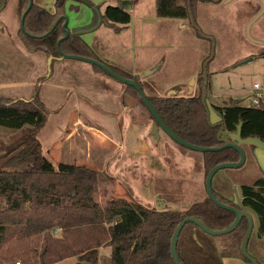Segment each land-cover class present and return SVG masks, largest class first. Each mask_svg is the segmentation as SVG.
I'll list each match as a JSON object with an SVG mask.
<instances>
[{
	"label": "trees",
	"instance_id": "16d2710c",
	"mask_svg": "<svg viewBox=\"0 0 264 264\" xmlns=\"http://www.w3.org/2000/svg\"><path fill=\"white\" fill-rule=\"evenodd\" d=\"M32 1L24 18V32L18 31V39L27 52L59 57L56 43L63 36V17L67 12H76L77 7H67V0H52L51 10H48L44 6L45 0ZM220 2L222 0H155V16L158 19H190L194 24L198 3ZM27 6L28 0H17L19 18ZM102 18L104 22L118 24L116 30L119 31L130 23V15L120 7H105ZM58 19L56 27L48 33ZM59 50L64 55L96 60L115 74L135 81L141 89L136 77L95 58L80 36H69L60 43ZM92 67L96 73L108 76L98 67ZM198 81L199 92L195 96H145L161 121L179 138L195 146L219 147L222 145L217 140L220 127L208 125L201 103V74ZM38 94L39 86L36 85L29 100L0 97V127L21 131V138L8 149V154L21 151L17 165L23 168L20 171H0V250L21 259L20 262L27 261L26 257L34 254L33 259H38L39 264H59L67 258H74L73 264H100L98 250L106 245L110 248L108 264H174L170 256V239L185 217L199 219L214 231L224 230L232 224L234 214L215 206L207 197L182 212L148 209L126 199H110L99 204L96 201L98 172L74 164L60 165L55 170L42 155L37 134L44 127L47 114ZM125 94L141 105L153 121L134 88L125 85ZM212 108L221 116L225 135L235 132L240 123L242 139L258 137L264 141V108L243 106L236 99H231L226 106ZM238 159V153L232 149L202 153L204 176L214 166L234 163ZM219 175L218 171L212 179V193L219 202L227 205L217 192H223L225 188L228 196L232 194L231 186L223 178L216 186L214 181ZM240 205L255 213L258 218L257 236H264V179L240 186ZM188 225L194 228L188 231ZM246 228L247 221L242 219L229 236L238 238L240 245ZM54 230L59 231L62 237L80 231L87 237L82 238L76 248L65 247L67 253L50 260L56 241L52 235ZM193 230L203 233L193 224H186L179 234L176 254L180 264H221L207 243L204 245L201 238L192 237ZM250 241L251 237L248 244ZM40 242L43 245L36 252ZM18 247L20 253L16 252ZM239 256L248 263L240 252ZM253 258L258 264H264V259ZM0 260L7 264L9 258L0 256Z\"/></svg>",
	"mask_w": 264,
	"mask_h": 264
},
{
	"label": "crops",
	"instance_id": "0c3cea01",
	"mask_svg": "<svg viewBox=\"0 0 264 264\" xmlns=\"http://www.w3.org/2000/svg\"><path fill=\"white\" fill-rule=\"evenodd\" d=\"M103 1L98 0L94 5H98ZM106 1L108 0H105L103 4ZM118 1L123 8L122 0ZM236 1L222 0L218 4L198 3L195 21L200 28L203 25L206 28V20L200 15L202 11H210L211 13L208 15L216 19L215 15H218L219 11L228 5H233ZM2 2L3 7L0 10V95L13 99H28L33 94L34 87L39 83V98L47 111L45 125L49 124L48 114L53 118L57 115V118L65 120L64 129L62 130L54 125L58 130L54 128L53 131L58 132V137L63 138L60 144H56L55 147L53 145L50 150L44 149V153L41 152L55 170L60 165L74 164L88 167L100 175L103 174L101 180H98L96 195L98 198L102 196L100 200L104 199L105 201L126 199L148 209L159 208L164 211L182 212L193 203L206 199L205 191H202L203 195L199 199H192V201L187 200L190 196H186V194L180 195L178 198L173 193L171 186L164 184L165 189H162V185L159 183L160 180L183 179L172 173L167 161L168 156L179 152L188 161L187 170L189 172L186 173L187 176L184 180H194L191 171L194 170L195 165H198L196 181H198V191H200L199 184L205 181L202 154L197 156L193 152L179 150L162 131L158 134V139L154 140L153 135L150 133L152 120L146 117L138 104H134L130 100L125 94V85L120 84V82L96 73L90 66L73 61L65 62L64 59L59 57L52 59L50 71H48L47 61L49 57L40 52H27L18 39L20 18L17 14V0H0V5ZM137 2L135 12L133 7H131V11H127L130 15L128 26L118 33L110 29L112 33L120 35V33L128 30L150 31L164 27L166 19H158L155 16V0H149L148 5L151 7L145 9L144 16L140 13V8L143 4L146 5L147 0H137ZM66 6L75 5L67 2ZM79 9L77 7L76 12H68L67 27L70 31L85 28L92 22V12L89 9H80L78 14ZM69 19L72 21L71 25H69ZM177 26L184 27V23L179 22ZM208 34L210 33L208 32ZM83 41L93 51V45L85 39ZM120 62L117 61V67H112L116 69L123 68ZM146 68L148 67L139 68L138 73ZM126 74L136 77L138 81L136 71L126 72ZM177 85L179 84L171 83L168 87L167 92L170 96L172 92L179 94V96L184 93L190 94L195 89L194 82L189 84L188 88L178 87L173 90V86ZM155 87L157 86L154 84ZM151 96L163 97L158 94ZM93 138H99L101 143L103 142L102 145L104 146L102 147H105L103 157H95L91 153H86L84 159L76 163L70 155L64 153V150H60V147L65 145H67L66 148L70 152L72 149L77 150L75 148L77 142L90 144V140ZM67 149L65 150L67 151ZM69 159L73 163L68 164ZM228 173L224 172L220 175L230 184L232 179L231 176H228ZM235 194H237V199L240 200V193L238 194L235 190ZM246 211L253 220V230L250 236L252 239L247 246V251L256 259L263 260V249L260 251L251 250L252 247L264 241V236H257L258 218L250 209L247 208ZM69 235H71L69 237H72V234ZM95 236L96 234H94ZM192 237L203 240V236L195 230L192 231ZM66 238H68V235ZM62 243L64 245L66 241ZM235 243L234 237H231L229 242L223 245L225 251L213 253L215 257H218L221 264H249L240 258L235 250ZM78 245L79 243H71L69 246L76 248ZM103 246L106 245L99 248V255L103 249L105 251L104 255H110V248ZM70 260L72 264L75 261L74 258Z\"/></svg>",
	"mask_w": 264,
	"mask_h": 264
},
{
	"label": "rangeland",
	"instance_id": "374dc122",
	"mask_svg": "<svg viewBox=\"0 0 264 264\" xmlns=\"http://www.w3.org/2000/svg\"><path fill=\"white\" fill-rule=\"evenodd\" d=\"M88 1L94 4L98 0ZM104 1L98 5H95L98 6L101 14H103L106 6L120 7L125 12L131 11V7H133L134 12L137 10V0H122L123 8L120 6V2L118 0H108L105 4H103ZM67 2L77 6L78 9H88L78 0H67ZM148 2L149 0H147L146 5L143 4L140 8V13L143 16L145 9L151 7L148 5ZM80 9L78 14L80 13ZM209 13L211 12L202 11L200 13V15L206 20V28L205 25H203L201 27L202 29L196 21H194L193 24L190 19H185L183 21L177 19H166L164 21L166 22L164 27L159 30H128L126 32L124 31L120 33V35H115V33H118L117 31H119V29L116 30L117 26L119 25L102 22L95 31L83 34L80 37L93 45L92 52L94 57L104 64L110 67H117V61H121L120 64L123 68H121L122 70H119L122 73H130L133 70L136 71L138 75V82L144 95L151 96L158 94L164 97L169 95L167 89L171 83L179 84L177 86H173V90H176L178 87H189V84L194 82L195 89L192 91V93H184L182 96H195L199 92L198 80L200 78V74L202 73L203 67L206 64V99L210 105L223 107L226 106L231 99H236L239 100L243 106H245L248 104V101H246L245 98L248 95L252 84L256 81L263 80L264 46L257 44L254 41H260L264 43V2L260 0H237L235 3H233V5H228L219 11V14L215 15L216 19H214L212 16H209ZM68 15L69 14H67V17ZM71 22V19H69V25L72 24ZM179 22L184 23V27L177 26ZM110 29L115 33H112ZM119 32H121V30ZM208 32L210 34H208ZM40 53L45 55L42 52ZM64 61H73L93 68L92 65L82 61L71 59H64ZM145 66L148 68L143 69V71L141 73L139 72V74L138 69H142ZM100 75L105 76L103 74ZM105 77L110 78L108 76ZM154 84L157 87L154 88ZM170 91L172 92V90ZM175 95L179 96V94ZM0 97L3 96L0 95ZM3 98L14 100L13 98L8 97ZM30 98L24 100H29ZM130 100L133 101L134 104H138L133 99L130 98ZM39 101L41 102L40 98ZM41 104L45 108V105L42 102ZM138 106L144 111L146 117L149 118L145 109L139 104ZM149 120L151 119L149 118ZM64 122L65 120L57 118V115H55L53 118V116L48 114L49 124L47 126L44 125L43 129H41L43 131L41 132L40 130L37 134V140L40 144L42 153H44V149L50 150V147L53 145L55 147L56 144H60V141L63 138L61 139V137H58L59 133L54 132L53 130L54 128L55 130H58L54 125H57L60 130L64 129ZM160 133L161 131L158 130V134ZM153 137L154 140H156L155 136ZM164 137L167 138L165 135ZM20 138L21 131L0 127L1 172L20 171L23 169L19 164L17 165V160L19 157H21V151L8 154V149L16 145ZM99 138L91 139L90 144L85 142H77L75 144V148L77 150L72 149L71 152L66 148L67 145L64 147L61 146L60 150H64V153L66 155H70L76 163L82 161L86 153H91L95 157H103L105 154V147H102L104 145H102L103 142L101 143ZM57 141H59V143H57ZM173 144L181 151L186 150L187 152H193V154H196L197 156H201L202 154L200 152L185 149L177 145L175 142ZM243 147H245L247 151L244 166H242L241 169L239 168V170L226 169L219 171L221 174L224 172H229L228 176H231L232 179L230 186L231 190L233 191V197L235 190H237L238 194L240 193L239 190L242 184H250L257 179H264V168L261 167L257 161V158L254 157L253 149L248 146ZM65 149H67L68 152ZM168 157L169 158H167V161L172 173L180 178L182 177L183 179L160 180L159 183L162 185V189H165L164 184H167L171 186L173 193L178 198L180 195L186 194V196H190L187 199L189 201H192V199H199V197L203 195L205 187L203 182L202 184L200 183V191H198V181H196V177L198 176V165H195L194 170L191 171L192 176H194V180H184V178L187 176L186 173L189 172L187 170L188 161L186 158H183L179 152L176 154H171V156ZM68 161V164L73 163L71 159ZM102 175L103 174L99 176V181L101 180ZM220 176L221 175L215 178L214 184L216 186L218 182L224 178ZM233 182L235 183L234 185L232 184ZM115 195L117 196V194ZM236 195L237 194H235V196ZM100 198H98L96 195V201L99 204L105 203V200H100ZM155 210L162 209L156 208ZM190 228L194 227L191 225L186 227L188 231ZM52 233L54 236L53 238H55L56 241L53 244L52 252H50V260L55 259L57 255L67 253V249L65 247H69L71 243H80L81 239L86 237V234L84 236L83 231L76 232L72 235V237H69L71 235H68V238H66V236L62 237L59 231ZM200 235L203 236V240H201V242L204 245L207 243L213 253L216 251H225V246L223 245L227 244L230 238L233 237L229 236V234L222 236H210L202 233ZM234 240L236 241L235 250L239 254L240 245L238 238L234 237ZM65 241L66 243L63 245L62 242ZM42 245V242L38 244L36 252H39V248ZM262 249L264 250V241L251 248V250L254 251H260ZM16 250V252L20 253V247H18ZM101 252L99 255L100 264H108L109 254L107 256L104 255V249ZM33 255L29 254L26 257L28 258L27 261L24 260L23 262H20L21 259L13 257L11 254H7L4 249L0 250V256L9 258L7 264H16L17 262H20V264H39L38 259H33ZM70 259L71 258L64 259L60 261V263L72 264ZM215 259H218V257H215ZM0 264H5V262L0 260Z\"/></svg>",
	"mask_w": 264,
	"mask_h": 264
},
{
	"label": "water",
	"instance_id": "95a60500",
	"mask_svg": "<svg viewBox=\"0 0 264 264\" xmlns=\"http://www.w3.org/2000/svg\"><path fill=\"white\" fill-rule=\"evenodd\" d=\"M63 1L64 0H61V2H63ZM78 1L80 3H82L83 5H85L92 12V14L95 16V20L89 26H87L85 28H79V29L70 31L67 27L68 17L67 16L63 17V24L61 26L62 31H63V36L56 43V50L59 53L60 59L77 60V61H82L84 63H88L92 66H96L99 69H101L103 72H105L110 78H112V79H114V80H116V81H118L124 85L131 86L132 88H134L138 92V94L140 95V98H141L143 104L145 105V107L147 108V110L149 111V113L151 114V116L153 118V124L151 126V135L155 136L156 140L159 137L158 130H160L170 140H172L173 142H175L179 146H181L185 149L191 150V151L206 153V152H219V151H222L225 149H232L235 152H237L239 155V159L237 162L223 163V164H219V165L214 166L207 173V175L205 177V181H204V187H205V192H206L207 198L215 206L234 214V220H233L232 224L224 230L214 231V230L209 229L199 219H196L193 217H185L176 226L175 230L172 233L171 239H170V256H171L173 263L174 264H180V262L178 261V258H177V254H176V246H177L179 234H180L182 228L186 224H193L204 234H207L210 236H222V235H227V234L231 233L237 227V225L240 223V221L242 219H245L247 221V228H246V232L243 236V239L240 243L239 252H240L241 256L245 260L248 261L249 264H258L257 261L247 251V244H248V241L250 239V236H251L252 230H253V220H252L251 215L248 212L240 210L234 206L224 205L221 202H219L214 197V195L212 193L211 184H212V179H213L214 175L218 171L226 170V169H239L244 165L245 160H246V150L243 146H249L253 149L254 157L257 158L258 163L261 165V167L264 168V141H262L258 137H249V138L242 139L240 137V127H241L240 123L236 126L235 132L228 133L225 135V133L223 132L221 116L214 111V109L212 108V106L210 105L208 100L206 99V87H207V76H206V72H205L206 64L204 65L202 73H201V77L203 80L202 86H201V103H202V105L205 109L206 115H207L208 125L211 127H216V126L220 127V130L217 134V140L221 141L222 145L219 147H215V148H206V147L195 146V145H192V144L182 140L177 135H175L168 127H166V125L158 117L155 110L150 105V103L146 99V96L144 95V93L142 92V90L140 89V87L138 86V84L135 81L127 79V78H123V77L115 74L108 67L97 62L96 60L86 58V57L68 56V55L62 54L59 50V45L61 42L67 40L69 38V36H81L83 34L93 32L101 25L102 22H104V19L102 18V14L100 13L97 6H95L93 3L89 2L88 0H78ZM260 1L264 2L263 0H260ZM32 4H33V1L28 0L27 9L23 12V14L20 18L19 28H20L21 32H24V27H23L24 18H25L26 13L28 12V10L31 8ZM51 4H52V0H45V2H44V6L48 10H51ZM2 7H3V2L0 5V10L2 9ZM59 21H60V19H58L55 22V24L52 26V28L50 29V31L48 33H50L56 27V25ZM254 42L264 46V43H262L260 41H254ZM52 59H54V57L48 58L47 67H49V68H50V63H51ZM49 68H48V71H50ZM173 94H174V92L171 93V96H173ZM169 96L170 95H168L167 97H169ZM174 96H176V95L174 94Z\"/></svg>",
	"mask_w": 264,
	"mask_h": 264
},
{
	"label": "built area",
	"instance_id": "2783aa9c",
	"mask_svg": "<svg viewBox=\"0 0 264 264\" xmlns=\"http://www.w3.org/2000/svg\"><path fill=\"white\" fill-rule=\"evenodd\" d=\"M262 78V81H256L250 87L249 93L245 98V100L248 101V104L245 106L254 109L264 108V74L262 75ZM56 231L57 230H54V232ZM16 264H19V262Z\"/></svg>",
	"mask_w": 264,
	"mask_h": 264
},
{
	"label": "flooded vegetation",
	"instance_id": "af4514ba",
	"mask_svg": "<svg viewBox=\"0 0 264 264\" xmlns=\"http://www.w3.org/2000/svg\"><path fill=\"white\" fill-rule=\"evenodd\" d=\"M226 192L227 191L225 190V188H224L223 192H217L218 197L221 200H224L228 206H234V207H236V208H238L240 210H243V211H246L247 210V208L242 207L240 205V200H238L236 196H234V197L232 196L233 195V191H232V194H230L228 196L225 194Z\"/></svg>",
	"mask_w": 264,
	"mask_h": 264
}]
</instances>
